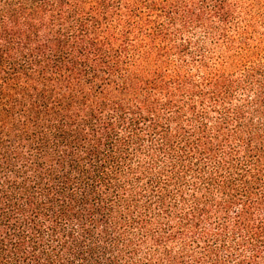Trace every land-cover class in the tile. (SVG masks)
<instances>
[{
  "label": "trees",
  "instance_id": "trees-1",
  "mask_svg": "<svg viewBox=\"0 0 264 264\" xmlns=\"http://www.w3.org/2000/svg\"><path fill=\"white\" fill-rule=\"evenodd\" d=\"M0 264H264V0H0Z\"/></svg>",
  "mask_w": 264,
  "mask_h": 264
}]
</instances>
